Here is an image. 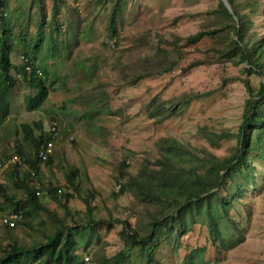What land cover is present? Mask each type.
Segmentation results:
<instances>
[{"label": "rangeland", "instance_id": "rangeland-1", "mask_svg": "<svg viewBox=\"0 0 264 264\" xmlns=\"http://www.w3.org/2000/svg\"><path fill=\"white\" fill-rule=\"evenodd\" d=\"M215 2L126 0L115 19L119 35L113 41L106 36L107 6L92 0H66L56 17V22H60L58 34H66V28L76 33L81 30L86 32L77 33L79 36L74 33L67 53L51 55L44 48L37 53V58L41 59L36 61L44 64L49 87L47 97L38 107L31 110L25 107L24 97L32 95L34 90L15 75V84L5 95L10 108L0 125V155L5 153L11 157L15 154L12 146L14 137L23 142L21 122L39 121L45 132L51 118L56 121V135L50 153L52 160L39 165L41 189L38 195L48 210L57 217H64L67 227L77 226L73 233L81 258L79 264H98L102 256H108L121 247L119 224L92 228L86 224L90 216L82 196L87 193L92 194L89 203L93 218L127 216L138 234L148 230L144 204L127 189L119 192L123 178L117 176V164L121 158L127 162L128 173L136 172L144 158L152 160L157 156L154 140L164 135L175 137L194 150L204 149L220 157L229 154L237 145L235 133L247 96L242 78L247 77L250 84L256 87L261 77L246 69L242 62H205L181 70L190 60L210 54L211 47L220 45L229 34L228 30H222L212 37L204 36L196 43H187L182 38L200 27L204 11L213 7ZM238 2L250 17L249 31L255 35L263 33L264 0ZM247 3L250 5L247 6ZM9 4L17 6L13 1ZM50 4L51 0L32 4L25 0L15 11H7L8 21L4 19L3 23L13 27L16 21L11 18L17 19L20 24L28 20V31L32 32L38 19L43 14L49 15ZM9 13L13 14L10 16ZM12 27L13 36L10 39L14 45L9 56L13 63H20L24 57L19 53L21 45L15 40L18 30H14L20 27ZM44 28L49 29L50 25L45 24ZM160 35L164 39H176L175 44L161 42L174 66L169 71L129 81L133 69L141 64L139 56L151 53L156 36ZM86 62L95 64L92 72L83 67ZM187 93L199 95L193 96L183 107H176V113L168 116L149 114L152 103L171 110ZM223 131L229 134L220 137L217 144L210 143L206 137L207 132ZM32 151L33 148L28 149V153ZM248 161L252 164V177L240 183L237 199L229 196L228 218L218 215L219 209L213 208L222 236L232 231L233 222L243 238L216 251L204 214L199 211L189 229L180 236V246L176 251L171 249L167 236L159 237L154 256L162 264H181L184 254L194 246H205L201 254L205 264H264V138L262 146L249 153ZM4 162L3 168H7ZM69 166L77 168L73 178L75 188L64 178ZM1 179L7 180L5 173ZM50 186L58 187L57 192L62 194L70 193L66 201L67 210L49 195L47 188ZM228 189L233 191L231 183ZM225 192L221 190L220 195ZM15 193L20 195L21 192L16 190ZM151 206L147 203V208ZM8 210V206L0 210V217ZM39 219L42 221L37 223ZM26 221L28 223L24 225L17 221L8 232L0 221V244L8 241L9 236L20 241L25 234L28 235L24 240L29 243L40 239L42 231L52 233L57 224L44 210H38ZM122 264H144V258L133 248Z\"/></svg>", "mask_w": 264, "mask_h": 264}, {"label": "trees", "instance_id": "trees-1", "mask_svg": "<svg viewBox=\"0 0 264 264\" xmlns=\"http://www.w3.org/2000/svg\"><path fill=\"white\" fill-rule=\"evenodd\" d=\"M11 1L17 4L16 7H21L25 3V0H0V122L7 111L5 95L14 85L15 75L20 76L27 86L34 90L32 95L25 96V107L28 109L38 107L47 96L48 88L45 78L46 68L39 61L41 58H37V53L41 48H44L50 51L51 55L60 56L67 53L70 38H74V33L79 36L77 33L84 34L86 32V30H81L76 33L72 29L66 28L67 33L64 34L66 36L58 34L60 22H56V17L66 0H51L49 15L43 14L32 32L28 31V20L20 24L17 19L11 18L12 21H16L14 25L20 27L16 29L13 25L14 30H18L15 40L21 45L19 53L26 60L13 63L9 56L11 47L14 45L10 39L13 36L12 25L3 23L4 19L8 21L7 11L17 9L9 4ZM92 1L107 6L106 36L114 38L116 41L119 31L115 28V19L126 0ZM227 1L231 11L222 0H216L213 7L204 11L200 27L182 38L187 43H196L204 36L212 37L222 30H228L229 34L220 45L211 47L210 54L206 53L203 57L190 60L181 67V70L185 71L205 62L230 61L233 64L242 62L246 65V69L254 71L261 77L256 87L250 84L247 77L242 78L247 96L243 101L241 121L235 133L237 145L229 154L220 157L204 149L194 150L175 137L164 135L154 140L157 156L152 160L144 158L136 172L128 173L127 162L121 158L117 164V176L123 178V182L119 184V192L127 189L136 200L144 204L143 211L146 215L148 230L142 235L138 234L127 216L93 218L90 214L92 207L89 203L92 194L87 193L82 196L90 216L87 225H90L91 228L97 225L110 227L112 223L120 225L118 238L121 247L108 256H102L98 264H122L133 248L144 258V264H162L154 256L159 237L167 236L171 249L176 251L180 246V236L189 229L190 224L194 221V216L199 211L204 214L211 243L216 251L225 249L243 238L242 232L233 222L231 223L232 231L228 235L222 236L213 208L219 209L218 215L222 214L223 217L228 218V209L231 204L229 196L237 199L240 193V183L242 184L252 177V164L248 161V155L260 148L263 143L264 32L260 35L250 32L251 20L248 13L240 7L238 0ZM40 2L42 0H28L29 4ZM106 2L108 4H105ZM9 14L11 16L13 13ZM45 24H49L50 28L45 29ZM44 30L48 32H44ZM156 37L152 52L139 56L138 62L141 64L133 69L132 78L130 77L129 81L144 75L160 74L169 71L174 66L175 63L167 57L166 48L161 45V42L175 44L176 39H164L161 35ZM36 59L39 60L36 61ZM27 63L37 64L35 67L40 70V73L35 70V67L27 71L25 68ZM83 67L87 72H92L95 69V64L86 62ZM11 70L13 74H11ZM126 76L127 74L124 75V77ZM197 95L199 94H183L179 98L177 106H173L171 110L152 103L153 107L149 108V114L156 116L174 114L176 107H183L193 96ZM20 126L23 142L14 137L12 143L13 150L17 153L19 160H11V163L8 164L9 154L0 155V163L5 161L8 166L0 172V199L4 202H0V210L8 206L9 210L2 215L13 211L20 214L12 225L2 223L3 228L8 232V229L12 228L17 221L23 225L27 224L26 219L36 214L38 210H44L48 217L57 221V224L53 227L52 233L46 234L42 231L40 239L32 240L29 243L24 240L28 234H25L20 241L9 236L8 241L0 244V264H79L81 258L76 250L77 243L73 233V229L77 226L67 227L63 222L64 217H57L53 211L48 210L39 199V195L35 193L36 183L41 189L38 178L40 163H49L52 160L51 154L45 159H41L37 155L36 149L51 138V132L49 130L44 132L39 121L22 122ZM228 134L226 131L207 132L206 137L210 143L217 144L220 137ZM30 148H33V151L28 153ZM76 172L77 168L71 166L64 172L65 181L74 188L73 178ZM4 173L7 177L6 181L1 179ZM229 183L232 184V192L228 189ZM16 190L21 192L20 195L15 193ZM221 190L226 191L224 195H220ZM57 191L58 187L56 186L47 188L49 195L59 201L64 210H67L66 201L70 193L62 194ZM147 203L152 204V208H147ZM41 221L39 219L37 223ZM204 250L205 246L191 247L184 254L181 264H205L201 256Z\"/></svg>", "mask_w": 264, "mask_h": 264}, {"label": "built area", "instance_id": "built-area-1", "mask_svg": "<svg viewBox=\"0 0 264 264\" xmlns=\"http://www.w3.org/2000/svg\"><path fill=\"white\" fill-rule=\"evenodd\" d=\"M114 41V38H112ZM112 44V43H111ZM26 67L28 68V65H26ZM48 130L51 132V138H49L45 144L42 143L39 145V147L36 149V153L37 155L41 158V159H45L52 151V141L56 135V130H55V122L51 121L49 123L48 126ZM12 158H17L16 155H13ZM3 165L0 163V172L2 169ZM35 193H39L40 189L38 188V184H35ZM20 214L18 212H9L7 215H2L0 217V221L1 223H7L8 225H12L14 223V220L19 216Z\"/></svg>", "mask_w": 264, "mask_h": 264}, {"label": "clouds", "instance_id": "clouds-1", "mask_svg": "<svg viewBox=\"0 0 264 264\" xmlns=\"http://www.w3.org/2000/svg\"><path fill=\"white\" fill-rule=\"evenodd\" d=\"M22 61H26L25 59H21V62ZM26 65H28V68L25 66V68H26V70L28 71V70H30L32 67H35L37 64H30V63H27ZM35 70L38 72V73H40V70L38 69V68H36L35 67ZM46 78V77H45ZM46 86H47V88H48V93H49V87H48V84H47V82H46ZM31 88V87H30ZM48 93H47V95H48ZM47 97V96H46ZM45 97V98H46ZM5 99H6V97H5ZM24 99H25V97H24ZM7 101V100H6ZM25 101V100H24ZM7 103V102H6ZM25 105V104H24ZM9 108H10V106H8V104H7V111H6V113H5V116L3 117V119H2V121L0 122V125H2V123L5 121V117L9 114ZM28 109V108H27ZM31 110V109H30ZM51 121H54L55 122V130H56V121L54 120V119H51ZM50 121V122H51ZM49 122V123H50ZM22 123V122H21ZM20 123V124H21ZM47 130H48V128H47ZM11 155H16L17 156V158H12V156ZM10 156L11 157H9V158H11V160H19V157H18V155L15 153V154H11ZM9 158H7V160L8 161H11ZM5 163V162H4ZM2 165H3V163H1ZM3 168V167H2ZM2 170V169H1Z\"/></svg>", "mask_w": 264, "mask_h": 264}, {"label": "water", "instance_id": "water-1", "mask_svg": "<svg viewBox=\"0 0 264 264\" xmlns=\"http://www.w3.org/2000/svg\"><path fill=\"white\" fill-rule=\"evenodd\" d=\"M222 2L224 3V5H226L228 10L231 11V7H230V4L228 3V1L227 0H222Z\"/></svg>", "mask_w": 264, "mask_h": 264}, {"label": "crops", "instance_id": "crops-1", "mask_svg": "<svg viewBox=\"0 0 264 264\" xmlns=\"http://www.w3.org/2000/svg\"><path fill=\"white\" fill-rule=\"evenodd\" d=\"M16 81V80H15ZM25 82V81H24ZM15 84V83H14Z\"/></svg>", "mask_w": 264, "mask_h": 264}]
</instances>
